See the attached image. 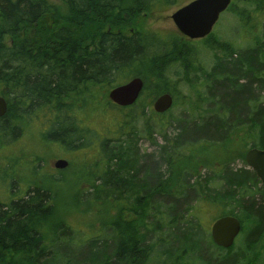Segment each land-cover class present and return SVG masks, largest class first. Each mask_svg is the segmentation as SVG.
<instances>
[{"label":"trees","instance_id":"trees-1","mask_svg":"<svg viewBox=\"0 0 264 264\" xmlns=\"http://www.w3.org/2000/svg\"><path fill=\"white\" fill-rule=\"evenodd\" d=\"M59 1L66 9L65 24L53 31L50 41L35 46L25 40L5 44L3 39L53 12L54 4L0 0V96L6 103L0 116V150L19 134L23 122H33L37 110L45 119L38 122L46 125L45 139L72 150L92 138L96 141V133L87 134L77 118V112L90 105L81 95L88 97L91 86L125 83L136 65L153 69L156 76L150 86L143 84L140 96L150 89V100L155 99L166 89L168 72H176L195 83L196 103L205 109L189 121L192 128L184 127L173 143H163L149 154L140 151L136 134H131L135 113L123 121L129 126L127 133L101 140L102 165L95 184L79 196L85 195L84 202L117 207L114 216L98 214L87 224L90 236L55 216L50 187L29 184L20 194L14 191L16 184L5 165L14 159L0 156V190L8 192L4 200L0 196V261L6 252L16 258L14 264H140L153 254L149 264H264L262 186L244 158V166L235 168L228 164L233 159L226 162L228 155L221 152L222 143L233 134L235 143L264 149V0H231L223 13L239 9L232 12L248 38L232 51L229 42L221 45L222 54H213L209 68L194 46L190 48L198 40L133 30L135 17L183 0ZM88 26L92 31L84 30ZM108 105L124 108L111 101ZM205 141L218 156L208 157L204 151L193 161L196 165L192 163L197 172L179 163L174 166L182 150L201 147ZM7 177L13 181L5 185ZM202 202L230 207L213 214L212 221L223 215L239 219L241 230L230 247L215 245L200 223ZM103 231L107 238L100 239Z\"/></svg>","mask_w":264,"mask_h":264},{"label":"rangeland","instance_id":"rangeland-1","mask_svg":"<svg viewBox=\"0 0 264 264\" xmlns=\"http://www.w3.org/2000/svg\"><path fill=\"white\" fill-rule=\"evenodd\" d=\"M48 1L55 6L53 12L45 13L35 24L23 27L17 35L5 36L3 42L9 44L13 41L25 40L30 44L40 46L39 42L50 41L53 31L65 24L66 9L59 0ZM189 1L191 0H183L166 10L149 11L146 14L135 17L133 30L140 32L153 31L169 39L175 33H178L170 18L171 13ZM234 10L239 12V9L232 8L229 12L221 13L213 26L212 35L208 36L204 41L201 39L190 44V48L193 49L192 45L194 46L199 55V60L203 63L204 67L209 68L211 66L209 63L213 60V54L216 56L222 54L221 45L225 42L231 44L228 51L235 50L238 45L244 46L246 44L245 41H247L248 36L245 34L247 32L240 28V24L238 25L237 18L232 12ZM103 29L109 30L110 28L104 27ZM84 30H87V32L92 31L90 26ZM124 31L127 32V30ZM129 31L131 32L132 29H129ZM144 66L136 65L131 68L129 79L140 77L143 80V84L150 86V82L155 81L156 76L153 69ZM180 75L176 72H168V77L165 79L166 89L162 93H169L172 96L173 102L170 109L161 114L154 112L152 103L162 93L157 94L155 99L152 98L150 100L152 97L150 89L145 92L143 91L141 96L139 94L137 100L130 106L131 109L128 108L129 106H126L120 110L108 105L110 101L108 98V93L111 90L110 87H102L100 85L89 87L91 91V94H89L90 98H88L89 95L88 97L84 94L81 96L86 98L83 103L89 102L90 105L85 104L84 106L87 105L86 108L77 112V118L80 126L85 129L87 128V134L96 133L95 138L97 140L94 141L92 138L91 143L75 150L66 149L61 143L45 139L47 128H42L38 124V122L41 124L45 119L40 114L42 113L41 111H35L36 115L32 117L33 122H23L19 134L12 137V142L4 145L0 150L1 160L6 159L8 156L14 159L12 160L13 162L7 161V164H5L9 168L7 172L13 177L16 184V188L13 190L20 194L29 184H43L50 187L55 197V216L63 218L72 226L79 228L80 231L82 230L83 236H90L92 232L89 231L87 224L91 221L93 222L98 214L108 213V215L114 216V207H117V205L113 206L111 203L110 205H102L99 201H96V203L91 201L84 202L85 195L79 196L80 193L84 192L83 194H85V191L91 189L95 184L94 176L99 172L102 165V163H99V143L101 140L105 136H119L122 131H126L124 133H127L129 126L123 125V121L127 120L131 113H135V117L131 118L133 123L130 124V131L132 130L136 134L140 151L149 154L152 151H156L158 146L163 143H173L172 138L178 134L181 135L180 133L184 127L192 128V124L189 121L204 113L205 108L196 103L198 97L196 94L197 90L194 87L195 83L190 84L182 80ZM202 91L203 88L201 87L200 92ZM147 101H150V104L148 107H144L143 105ZM183 122L186 124H183ZM132 131L131 134H133ZM234 135L236 134L232 136ZM232 136L226 137L227 144L222 143L225 145L224 148L222 147L221 152L223 156L228 155L225 158L226 162L233 159L232 162L228 163L229 166L239 168L244 166L242 160L243 158L245 160L249 143H235L232 139H235L236 136ZM199 145L201 147L194 148L191 145V149L182 150L173 162L174 166L179 163L182 167L197 172L198 168L193 167V164L196 165L193 161H196V158L201 156L204 151H207L206 155L208 157L219 155L217 150L210 148V143L205 141V143H199ZM184 146L185 144L182 147ZM207 148L208 150H205ZM156 158H158V153L153 154V159ZM58 159L66 160L67 165L62 169L55 168L53 163ZM216 167L215 165L214 170H218ZM13 179L7 177L5 185L13 181ZM2 180L3 178L0 177V184L3 183ZM96 183L98 182L96 181ZM7 195L6 188L4 191L0 190L2 200L7 198ZM205 204L207 203L203 205L202 202L204 213H198V219L203 227L210 232L213 214H218L223 209L228 211L230 207L219 202H215V205L211 203ZM94 224L96 229L98 225L97 223ZM102 234L103 236L100 239L107 238L105 236L107 232L103 231ZM81 246H84V243L78 245L77 248ZM153 250L151 247V253ZM153 255H151L149 260L145 256L146 260H143L140 264H149ZM2 259L3 261H0V264H14L13 259L16 258L5 252Z\"/></svg>","mask_w":264,"mask_h":264},{"label":"water","instance_id":"water-1","mask_svg":"<svg viewBox=\"0 0 264 264\" xmlns=\"http://www.w3.org/2000/svg\"><path fill=\"white\" fill-rule=\"evenodd\" d=\"M231 0H191L182 5L170 15L176 29L188 39H200L208 35L219 15L226 10ZM143 87L140 77H132L127 82L112 87L108 93L109 100L120 107L132 105L138 98ZM173 99L169 93H162L152 103L156 113L167 111ZM6 109V103L0 96V116ZM245 162L252 169L262 186L264 199V149L252 147L245 154ZM67 165L64 159L54 161L53 166L62 169ZM241 230L238 218L232 215H223L216 218L210 225L212 242L222 248L230 247Z\"/></svg>","mask_w":264,"mask_h":264},{"label":"flooded vegetation","instance_id":"flooded-vegetation-1","mask_svg":"<svg viewBox=\"0 0 264 264\" xmlns=\"http://www.w3.org/2000/svg\"><path fill=\"white\" fill-rule=\"evenodd\" d=\"M41 126H43L44 128H46V125L44 124V125H41Z\"/></svg>","mask_w":264,"mask_h":264}]
</instances>
